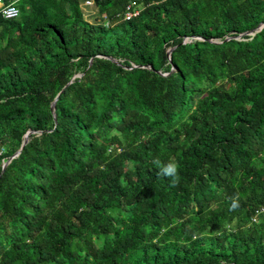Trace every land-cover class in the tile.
<instances>
[{"label":"trees","instance_id":"16d2710c","mask_svg":"<svg viewBox=\"0 0 264 264\" xmlns=\"http://www.w3.org/2000/svg\"><path fill=\"white\" fill-rule=\"evenodd\" d=\"M90 1L2 0L0 264H264V0Z\"/></svg>","mask_w":264,"mask_h":264},{"label":"clouds","instance_id":"9594fccd","mask_svg":"<svg viewBox=\"0 0 264 264\" xmlns=\"http://www.w3.org/2000/svg\"><path fill=\"white\" fill-rule=\"evenodd\" d=\"M90 3H91V1L90 0H80V2H79V6L80 7H85V6H87V5H90ZM130 4H127V6H126V11H125V13H124V19H128L129 17H132V16H135V15H137V13H138V9H133V10H130V6H129ZM8 7H10V8H12L14 11H15V13H14V15L13 16H11V17H5L4 16V13H3V11L4 10H6ZM18 9H17V7L15 6V4L13 3V2H9V3H7V4H3L2 3V0H0V16L3 18V19H13V18H15V17H17V15H18ZM259 24H261L262 26L264 25L263 23H259ZM258 24V25H259ZM258 25H257V27H258ZM261 26V27H262ZM257 27H256V29H257ZM256 29H255V31H256ZM248 31H251L252 32V30H248ZM246 32V31H245ZM243 33H241L240 35H242ZM247 34H250V33H247ZM195 38H197V37H195ZM187 40V38L186 37H184L183 38V40H182V42H184V41H186ZM215 42H217V40H214ZM170 50L171 49H167V55L169 54V52H170ZM101 57H103V58H105V59H109L110 61H112L113 63H115V64H118V62L117 61H115L113 58H111L110 56H107V55H103V56H101ZM147 68H149V66H146ZM170 70H173V67H171L170 68ZM159 74H162V73H160V72H158ZM80 74H77V76H79ZM162 75H164V74H162ZM76 76V75H75ZM54 100H55V98L51 101V103H53L52 104V106H51V109H50V105H51V103H50V105H49V110H50V112H51V114H52V120H54V122H55V119H54V114H53V106H54ZM34 132H36V133H38V131H34V130H30V129H27L23 134H22V136H21V141H20V145H19V147L15 150V151H13L10 155H8L6 158L5 157H1L0 158V167H1V169L3 170V168L8 164V162L13 158V157H15L18 153H19V151H20V149L22 148V146L27 142V140H28V135L29 134H32V133H34ZM0 154H1V150H0ZM156 163H158V162H156ZM176 172H177V165L175 164V163H169L168 165H166V166H164L163 168H162V170H161V173H162V175H164V176H173V177H175V175H176ZM233 201H234V204H233V206L235 205V198H233Z\"/></svg>","mask_w":264,"mask_h":264},{"label":"built area","instance_id":"2783aa9c","mask_svg":"<svg viewBox=\"0 0 264 264\" xmlns=\"http://www.w3.org/2000/svg\"><path fill=\"white\" fill-rule=\"evenodd\" d=\"M5 17H11L14 15L15 11L8 7L6 10L3 11Z\"/></svg>","mask_w":264,"mask_h":264},{"label":"water","instance_id":"95a60500","mask_svg":"<svg viewBox=\"0 0 264 264\" xmlns=\"http://www.w3.org/2000/svg\"><path fill=\"white\" fill-rule=\"evenodd\" d=\"M261 26H262V25L259 24L256 30H258ZM247 33H252V32H251V31L243 32V34H247ZM52 104H53V103H51V105H50V109H51Z\"/></svg>","mask_w":264,"mask_h":264}]
</instances>
